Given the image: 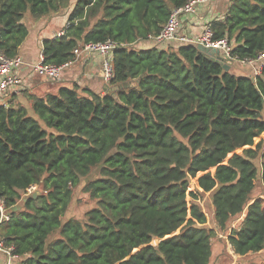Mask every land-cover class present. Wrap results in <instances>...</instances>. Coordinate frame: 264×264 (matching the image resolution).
I'll return each mask as SVG.
<instances>
[{
	"label": "trees",
	"instance_id": "16d2710c",
	"mask_svg": "<svg viewBox=\"0 0 264 264\" xmlns=\"http://www.w3.org/2000/svg\"><path fill=\"white\" fill-rule=\"evenodd\" d=\"M72 1L0 0V48L19 55L25 14L39 20ZM74 1L64 34L43 40L45 62L68 63L87 42L125 45L107 91L32 95L37 117L0 101V198L10 215L0 239L22 264H211L213 238L226 231L234 264H250L243 259L264 252V198L252 197L264 184V64L251 76L195 44L134 47L190 0ZM210 25L234 56L264 53V0H231ZM96 167L84 188L96 205L65 219ZM205 193L216 226L200 205Z\"/></svg>",
	"mask_w": 264,
	"mask_h": 264
},
{
	"label": "crops",
	"instance_id": "0c3cea01",
	"mask_svg": "<svg viewBox=\"0 0 264 264\" xmlns=\"http://www.w3.org/2000/svg\"><path fill=\"white\" fill-rule=\"evenodd\" d=\"M230 1L231 0H212L210 3L198 6L196 13L182 15L181 32L191 36L199 35L202 33L206 24L214 19L224 17ZM46 18L47 17L37 20L36 26L33 28L29 26V35L21 45L19 52V55H21L25 61V64L18 70L19 76L23 79V85L11 91L10 95L5 100L6 104L12 101L15 105H19L28 100L27 104L31 105L29 102L30 96L44 97L50 92H57L59 87L64 85H78L81 87L80 89L84 87L96 92L107 91L110 85L102 77L104 57L98 53L90 55L81 54L80 56L75 55V59L68 63L60 77L55 80L34 71L32 65L39 60L40 54L43 53V40L48 37L62 35L69 27V21L64 20L63 22H65V24L62 25V23H58L55 19L53 25L56 27L51 31L52 35H49L50 33L48 30L44 28H46L47 25L50 26L49 23H51V21L48 23L50 18ZM52 18L54 19V17ZM39 24H41V26H39ZM138 45H140L139 48H149L153 46L165 49L169 48L167 47L168 44L164 43L160 45L152 40H143ZM58 83L61 85H58ZM32 189L36 190L37 186H33ZM21 259L25 260V257L21 256ZM7 261V255L0 250V264H7Z\"/></svg>",
	"mask_w": 264,
	"mask_h": 264
},
{
	"label": "built area",
	"instance_id": "2783aa9c",
	"mask_svg": "<svg viewBox=\"0 0 264 264\" xmlns=\"http://www.w3.org/2000/svg\"><path fill=\"white\" fill-rule=\"evenodd\" d=\"M212 0H190L182 7L175 8L167 22L164 24L162 30L157 35H149L145 40H152L157 44L176 42L178 44H195L205 50L214 51L222 54L228 62L238 61L243 64L254 63L258 61V73H262L264 63V53L260 54L258 58H240L234 56L232 51L234 49L233 42L228 37L221 39H214V32L210 23L204 26L202 33L197 36L183 34L181 32V17L184 14L197 12V7L209 3ZM125 45L113 39H108L100 42H87L75 48L76 56L81 54L90 55L98 53L103 55L102 77L108 83L114 75L113 70V53L118 48ZM261 60L263 63H260ZM71 62V61H70ZM68 62V63H70ZM248 62V63H247ZM68 63L57 65L47 63L44 60L43 53L40 54L39 60L32 65L35 72L45 75L50 79H58L68 65ZM25 64L24 58L21 55L13 57L8 56L0 48V101L6 104V98L10 95L12 90L23 85V79L19 76L18 70ZM10 215L8 213L7 205L3 199L0 198V224L4 220H8ZM0 250L4 252L8 261L7 264H22L21 256L14 253L12 246H7L3 240L0 239Z\"/></svg>",
	"mask_w": 264,
	"mask_h": 264
},
{
	"label": "rangeland",
	"instance_id": "374dc122",
	"mask_svg": "<svg viewBox=\"0 0 264 264\" xmlns=\"http://www.w3.org/2000/svg\"><path fill=\"white\" fill-rule=\"evenodd\" d=\"M74 2L75 1L73 0L71 5L68 8L62 9L57 13H52L50 15L45 16L47 18L48 17L50 18L48 23L51 21V23H49L50 26L47 25V27L44 28V29L48 30V32L50 33V34L48 33L49 35H52L51 31L53 28L56 27L55 25H53V23H55V19H56V21H58V23H60V24L62 23V25L65 24V22H63V21L68 19V15L73 8ZM52 17H54V19ZM25 18H26L25 19L26 23L30 27L33 28L34 26H36L37 20H34L30 16L29 11L25 14ZM39 26H41V24H39ZM165 44H168L167 47H174L173 43L172 44L171 43H165ZM232 44L234 46V43H232ZM134 47L139 48L140 45H134ZM220 57L222 59H225L222 54H220ZM223 62L227 63L226 66H228V69H230L232 72H234L236 74L241 73V74H248V75L254 76L255 72L258 73V69H259L258 68V66H259L258 61H255L252 64L248 63V62H247L248 64H243L241 62L234 61L232 66L230 65V63H232V62H228L227 59H226V61L223 60ZM260 63H263V61L261 60ZM58 85H61V84L58 83ZM30 97H32V96H30ZM29 102L31 103V105L27 104L28 100L23 102V105H25V107H27L29 109V111H30L29 113L31 115H34L37 117L38 114L35 113V111L32 108V99L31 98H29ZM43 126L46 127V125L44 123H43ZM98 176H100V168L96 167L91 171V173L89 175H87L86 177H84L82 179V182L77 187L74 188V196H73V199L70 203L69 209H68L67 213L65 214V219H67L69 217H76V218L84 219L85 213L90 208H92L93 206L96 205V200L92 199L90 197L89 193L86 192L84 188H85V185L90 180L95 179ZM34 191L35 190H33L32 188L29 189V193L34 192ZM258 196L264 198V184L260 180H257L256 187H255V190L253 192L252 197H258ZM200 205H201L202 209L208 215L209 225L210 226H216V220H215V215H214V206H213L212 197H211L210 193H205L202 196V199L200 200ZM243 216H244V214L241 216V218L239 217L240 219L237 218V219L231 221L229 228L237 227L241 222L238 220H241L243 218ZM227 235L228 234L226 231H221L218 235H216L213 238V255H212L211 264H234L237 262V259L239 258V256L234 253V250L228 241ZM243 260L248 261L250 264H264V252L249 255L247 259H243Z\"/></svg>",
	"mask_w": 264,
	"mask_h": 264
},
{
	"label": "water",
	"instance_id": "95a60500",
	"mask_svg": "<svg viewBox=\"0 0 264 264\" xmlns=\"http://www.w3.org/2000/svg\"><path fill=\"white\" fill-rule=\"evenodd\" d=\"M226 68H228V66H226ZM127 85H128L127 83H124L122 86H127ZM34 195H36V193H34ZM21 207H22V204H17L16 206H14V209H18V208H21Z\"/></svg>",
	"mask_w": 264,
	"mask_h": 264
}]
</instances>
